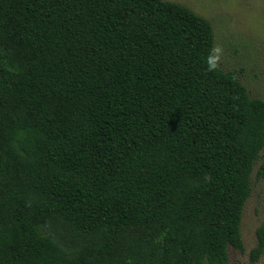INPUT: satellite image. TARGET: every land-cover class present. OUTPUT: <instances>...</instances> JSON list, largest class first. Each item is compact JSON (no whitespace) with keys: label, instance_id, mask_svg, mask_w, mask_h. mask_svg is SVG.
Listing matches in <instances>:
<instances>
[{"label":"trees","instance_id":"16d2710c","mask_svg":"<svg viewBox=\"0 0 264 264\" xmlns=\"http://www.w3.org/2000/svg\"><path fill=\"white\" fill-rule=\"evenodd\" d=\"M214 44L163 0H0V264L245 252L264 100Z\"/></svg>","mask_w":264,"mask_h":264},{"label":"rangeland","instance_id":"374dc122","mask_svg":"<svg viewBox=\"0 0 264 264\" xmlns=\"http://www.w3.org/2000/svg\"><path fill=\"white\" fill-rule=\"evenodd\" d=\"M177 3L208 20L214 30V55L225 72L239 73L251 97L264 100V0H163ZM264 151L252 173V193L242 218L246 250H230L229 264H264V254L250 259L264 227V175H260Z\"/></svg>","mask_w":264,"mask_h":264}]
</instances>
